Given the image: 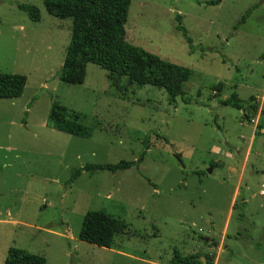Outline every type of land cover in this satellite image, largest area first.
<instances>
[{
    "label": "rangeland",
    "instance_id": "1",
    "mask_svg": "<svg viewBox=\"0 0 264 264\" xmlns=\"http://www.w3.org/2000/svg\"><path fill=\"white\" fill-rule=\"evenodd\" d=\"M211 1L132 0L126 41L192 73L190 103L173 104L94 64L83 85L63 83L72 20L50 15L45 0H0V73L27 78L21 98L0 99V264L11 248L47 264H171L175 250L198 264H264V0ZM19 4L39 8L41 21ZM233 94L257 111L224 106ZM54 102L92 136L56 131ZM145 142L140 168L69 184L87 165L138 160ZM92 211L128 227L111 249L79 240Z\"/></svg>",
    "mask_w": 264,
    "mask_h": 264
},
{
    "label": "trees",
    "instance_id": "2",
    "mask_svg": "<svg viewBox=\"0 0 264 264\" xmlns=\"http://www.w3.org/2000/svg\"><path fill=\"white\" fill-rule=\"evenodd\" d=\"M219 2L220 0L211 1L206 5L216 6ZM131 4L132 0H45V7L50 15L62 20L71 19L73 22L71 42L60 80L68 85H83L88 65L94 64L108 73L107 77L111 82L127 78L138 89L152 86L165 90L173 104L178 98L189 104L184 87L191 79V71L162 60L126 41L125 27ZM18 8L27 13L31 21H41V11L36 6L19 4ZM256 8L257 6L246 12L239 25L245 24ZM177 22V30L183 34L193 52V40L182 25L180 15L177 16ZM26 86L25 76L0 73V99L21 98ZM222 87L223 85L219 84L218 91L221 92ZM254 100L251 98L245 102L237 94H233L223 105L240 111L246 110L247 107L257 111V107L251 105ZM49 122L56 131L73 137L88 139L92 136V131L80 123L78 115L71 117L70 111L57 102L52 105ZM145 143L146 150L138 160L121 161L115 165H87L73 173L69 184L79 179L84 172L91 175L99 171L116 174L140 168L149 150V142ZM245 206L246 203H243L242 207ZM239 217L242 221L245 214L242 213ZM127 231L128 227L120 219L103 211H92L85 216L79 240L99 248L111 249L115 238ZM199 258V255L184 256L175 250L171 264H198ZM207 258L211 264L213 257ZM5 264H47V260L28 251L11 248Z\"/></svg>",
    "mask_w": 264,
    "mask_h": 264
},
{
    "label": "water",
    "instance_id": "3",
    "mask_svg": "<svg viewBox=\"0 0 264 264\" xmlns=\"http://www.w3.org/2000/svg\"><path fill=\"white\" fill-rule=\"evenodd\" d=\"M227 147L231 148L229 144L226 145ZM212 172V170L210 171V173ZM205 242H208V239H204ZM205 260H203L204 262ZM202 262V261H201Z\"/></svg>",
    "mask_w": 264,
    "mask_h": 264
},
{
    "label": "crops",
    "instance_id": "4",
    "mask_svg": "<svg viewBox=\"0 0 264 264\" xmlns=\"http://www.w3.org/2000/svg\"><path fill=\"white\" fill-rule=\"evenodd\" d=\"M231 147V146H230ZM232 148V147H231ZM120 236V235H119Z\"/></svg>",
    "mask_w": 264,
    "mask_h": 264
}]
</instances>
